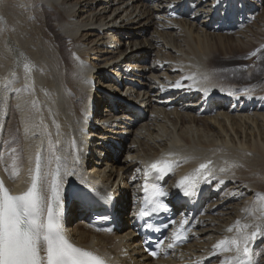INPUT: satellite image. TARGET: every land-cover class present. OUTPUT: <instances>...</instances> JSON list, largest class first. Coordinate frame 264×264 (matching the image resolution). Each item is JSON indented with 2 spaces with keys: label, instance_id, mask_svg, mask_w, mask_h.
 Here are the masks:
<instances>
[{
  "label": "bare ground",
  "instance_id": "bare-ground-1",
  "mask_svg": "<svg viewBox=\"0 0 264 264\" xmlns=\"http://www.w3.org/2000/svg\"><path fill=\"white\" fill-rule=\"evenodd\" d=\"M113 1L0 0V176L15 190L29 174L30 185L36 156L47 164L52 155L50 145L54 144L55 154L61 156L67 199L77 185L72 179L87 176L91 184L114 192L125 211L131 204H139L145 176L156 161L178 165L165 185L173 199L177 198L174 187L182 178L195 174L200 164L212 161V174L207 176L208 170H204L207 182L201 179L198 187L211 205L202 208L200 215L199 211L193 218L180 221L183 233L192 218L191 230L185 236L188 243L179 249H167L168 257L158 262L232 264L236 253L231 241L254 230L245 225L264 224V95L225 90L219 85V77L245 79L243 67L249 63L245 57L250 56L255 63L250 80L263 79L264 20L255 21L262 33L249 29L237 35L241 46L230 39L227 44L223 34L240 28L243 14L252 18V12L258 6L262 8L264 1L239 0L246 9L236 8V20L231 19L235 8L230 19H225L224 13L215 15L212 6L216 0H136L135 4L116 0L115 5ZM191 7L192 14L188 11ZM176 13L180 20L174 18ZM124 17L138 21V26L147 24L150 37H142L144 29L136 33L131 28L122 29L123 25L121 29L113 27ZM126 42L134 51H145L129 56L121 48ZM254 51L256 55L252 56ZM124 66L132 68L126 75L133 81L131 95L136 93L138 106L152 113L145 116L120 106L118 101L116 108L106 105L110 125L93 141V152L87 156L86 135L81 132L87 103H105L103 93L93 94L95 85L110 84L105 72L120 71ZM189 76L193 79H186ZM8 81L14 83L5 90ZM197 81L205 83L216 98L221 93L242 97L244 104L252 106L244 105L233 113L214 100L216 113L202 116V101L195 99L194 93L186 95L188 89L167 95L177 89V82L187 87ZM171 105L177 107L168 111ZM65 167L75 175H64ZM104 172L106 176L101 177ZM68 205L61 210L67 209V227L73 228V237L80 244L117 264H157L141 254L139 242L124 239L131 233L133 220L124 222L121 232L95 233L79 219L83 203L75 200ZM218 244L220 247H216ZM251 247L256 253L254 259L264 264L258 254L264 253L261 238L251 242ZM214 253L217 255L209 258Z\"/></svg>",
  "mask_w": 264,
  "mask_h": 264
},
{
  "label": "snow or ice",
  "instance_id": "snow-or-ice-1",
  "mask_svg": "<svg viewBox=\"0 0 264 264\" xmlns=\"http://www.w3.org/2000/svg\"><path fill=\"white\" fill-rule=\"evenodd\" d=\"M239 6V0L232 3L231 0H216L217 8L229 9ZM227 19V16L225 17ZM259 51V50H257ZM256 55V52L251 54ZM28 70V65H24ZM186 79H193L189 76ZM14 81H8L4 88L8 89ZM176 88L182 87L180 82L174 85ZM20 91L19 89H15ZM207 92V88L201 89ZM231 94V93H229ZM16 150L13 149V152ZM50 155L47 164L37 155L34 162V170L30 187L22 194H13L6 186L3 179H0V264H107V261L94 251L86 250L72 243L67 237L62 225L60 206L62 199L59 193L61 177V156L55 154V145H50ZM79 156L75 157L79 161ZM53 161L56 168L52 169ZM212 161H207L199 165L196 173L192 176L182 178L176 187L185 197L197 195L201 179L207 182L211 169L209 165ZM178 166L168 160H158L151 164L147 174L155 173L162 178L172 172ZM47 169V170H45ZM207 171V176L204 175ZM220 171H225L221 168ZM64 175H75L73 170L65 167ZM51 178V179H50ZM147 192V188H145ZM51 193V196H49ZM154 196H165L167 193L155 187ZM79 198L86 203L97 202L104 206L112 203L113 197L105 192L103 195L94 187H89L87 182L81 180V190L77 193ZM156 209L154 208L153 211ZM147 213H142L145 215ZM264 221V216L261 217ZM239 223V222H238ZM254 230L250 234L241 233V236L231 241L235 245V257L232 264H258L254 259L256 253L251 247L258 237L264 242V224L245 225ZM229 231H232L230 228ZM227 243L222 241L221 244ZM170 247L172 245H169ZM220 247V245H216ZM230 250V249H225ZM156 256V252H152ZM224 264H228L227 261Z\"/></svg>",
  "mask_w": 264,
  "mask_h": 264
},
{
  "label": "rangeland",
  "instance_id": "rangeland-1",
  "mask_svg": "<svg viewBox=\"0 0 264 264\" xmlns=\"http://www.w3.org/2000/svg\"><path fill=\"white\" fill-rule=\"evenodd\" d=\"M111 1V0H110ZM118 1V0H117ZM117 1L116 0H114L112 3H113V5H115L116 3H117ZM264 1V0H263ZM129 2L131 3V4H135L136 3V0H129ZM264 4H263V6H262V8L260 7L259 8V6H258V8H257V10H255V11H253V13L251 14V16L253 17V19L251 20V21H249V23H246V22H244V23H242V24H239V26H240V28L239 27H236V29L234 28V29H232V30H226V33H224L223 34V36H224V38H225V40H226V43L228 44V39H230V41L229 42H232V41H235V45H243L242 43H241V41H238L237 40V35L238 34H241V33H244V31L245 32H247L249 29V31L248 32H252V31H257V32H259V33H262L259 29H257V26H256V22H258L259 21V19H261V20H264V14H263V12H264ZM260 15V16H259ZM263 15V16H262ZM115 17V16H114ZM111 19L109 18L105 23H108L109 21H110ZM133 19H125V17H124V19H122V20H120V21H118V22H116L115 24H114V26L113 27H115V28H117V29H121V27H122V25H123V27H122V29L123 28H125V29H130L131 28V31L132 32H136V33H138V31L139 30H142V29H144V32L143 33H141V35H142V37H144V38H149L150 37V35H149V37H148V34H147V29H148V26H147V24H143V25H141V26H138V21H132ZM143 19H141V21H142ZM260 20V21H261ZM122 21H125V22H123V23H121ZM256 21V22H255ZM133 26V27H132ZM143 26V27H142ZM146 27V28H145ZM250 27V28H249ZM178 28V27H177ZM180 28V27H179ZM251 28H253V29H251ZM246 29V30H245ZM155 30V29H154ZM153 30V31H154ZM166 30H168V29H166ZM152 31V29L150 30V33H152L151 32ZM228 31V32H227ZM230 32V33H229ZM147 34V35H146ZM146 36V37H145ZM155 36V35H154ZM158 36V35H157ZM228 36H230V37H228ZM243 36V35H242ZM143 40V39H142ZM127 43V42H126ZM123 43L122 45L123 46H121V48L123 47V48H125V51H127V54L128 55H135V54H139V53H141L142 51H145V50H141L140 52L139 51H134V49H131L130 48V46H129V43ZM241 43V44H240ZM119 44H121V43H119ZM119 44H117L118 46H119ZM95 45V44H94ZM115 45L116 44H112L111 45V47L112 46H114L113 48H115ZM264 45V44H263ZM96 46V45H95ZM125 46V47H124ZM127 46V47H126ZM128 48H130L129 50H128ZM255 51H256V49H255ZM254 51V52H255ZM135 53V54H134ZM154 54V53H153ZM98 56H100V54H98ZM251 57L250 56H248V57H245V59H246V61L247 62H249L248 64H247V62L246 63H243L244 65L245 64H247V65H245V67H243V70H244V77H245V79H243L242 77H241V80H239V81H230V80H226L224 77H219L220 78V80H219V85L220 86H222L223 88H225V90H238L239 92H242V93H244V94H247V93H249V94H257V95H264V75L262 76V78L263 79H260L258 82H255V81H251L250 80V76L249 75H251L250 73H252L254 70V66L253 65H255V63H252V61H251V59H250ZM154 61V58H152V62ZM139 74H142L141 72H139ZM137 78V77H136ZM249 78V79H248ZM246 84V85H245ZM246 91V92H245ZM260 95V96H261ZM149 109H146V114H147V116H148V114L150 115V113H152L150 110L148 111ZM173 110V109H172ZM172 110H170V111H172ZM169 111V110H168ZM150 112V113H149ZM122 154V153H121ZM123 158L125 159H127V157H126V155H124L123 156ZM123 159V160H124ZM106 170V168L104 169V171ZM110 171V170H109ZM108 171V172H109ZM106 176V174H105V172L101 175V177H105ZM225 196V195H224ZM219 197H220V195H219ZM209 205H211V201L209 202ZM209 207V206H208ZM208 207H205V208H208ZM204 208V209H205ZM76 225V224H75ZM75 225H74V227H75ZM131 254L133 255L134 253L133 252H131ZM259 257L260 256H263V258H264V253H263V251H260L259 253ZM138 260H140V259H138ZM137 261V260H136ZM136 261H134V262H136ZM161 264V263H160Z\"/></svg>",
  "mask_w": 264,
  "mask_h": 264
}]
</instances>
